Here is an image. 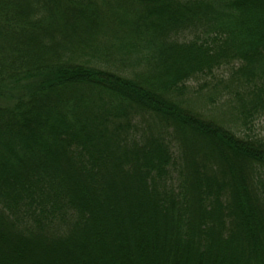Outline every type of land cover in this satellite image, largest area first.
<instances>
[{
  "label": "trees",
  "instance_id": "obj_1",
  "mask_svg": "<svg viewBox=\"0 0 264 264\" xmlns=\"http://www.w3.org/2000/svg\"><path fill=\"white\" fill-rule=\"evenodd\" d=\"M258 123L264 0H0V264H264Z\"/></svg>",
  "mask_w": 264,
  "mask_h": 264
},
{
  "label": "rangeland",
  "instance_id": "obj_2",
  "mask_svg": "<svg viewBox=\"0 0 264 264\" xmlns=\"http://www.w3.org/2000/svg\"><path fill=\"white\" fill-rule=\"evenodd\" d=\"M193 86L197 87V84L191 82V87L193 88ZM254 129H255V135H259L260 137L264 138V123L263 124L258 123L256 127H254ZM33 262H35L34 264H40V263H37L36 261H33Z\"/></svg>",
  "mask_w": 264,
  "mask_h": 264
}]
</instances>
